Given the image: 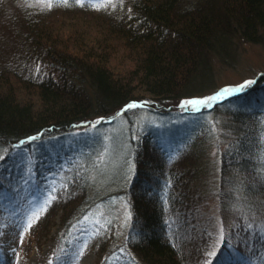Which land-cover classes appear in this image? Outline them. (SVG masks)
<instances>
[{"label": "trees", "instance_id": "1", "mask_svg": "<svg viewBox=\"0 0 264 264\" xmlns=\"http://www.w3.org/2000/svg\"><path fill=\"white\" fill-rule=\"evenodd\" d=\"M8 1L18 6L22 3L21 7L27 9L23 16L9 9L14 13L10 25L16 29L5 32L7 35L0 33V176L19 163L16 158H28L37 178L44 181L52 171H45L41 161L50 165L53 157L74 152L72 145L63 144L55 156L49 152L37 154L36 148L45 141L81 128L110 127L120 119L121 112L127 119L142 108L164 115L165 100L193 91L211 79L216 57L226 60L236 56L237 41L252 45L264 42V0H134L130 16L109 14L108 10L105 15L116 19H103L101 23L68 20L67 34L62 26H46L40 10L101 11L95 8L96 0H84L82 4L54 0L51 7L47 0H0V6H8ZM260 81L235 96L223 93V100H210L209 106H190L197 110L187 116L196 118L204 112L217 116L233 103L237 108L247 107L258 98ZM227 89L233 92V88ZM186 99H179L182 113L188 110L183 104ZM251 115L237 114V120L250 132L240 133L221 155L220 194L228 175L225 172L231 167L252 173L253 160L261 166L262 155L257 148L264 142V130ZM113 143L118 146L110 144V158L116 163L115 173H122L117 175L121 181L115 190L122 191L129 204L130 226L122 228V238L113 239L111 233L102 236L101 231L93 239L97 264H118L115 252L130 264H245L250 250L255 255L260 250L259 264H264V239L258 244L257 238L250 237L247 218L238 215L217 248L216 235L207 234L210 229L202 225L199 211L184 212L193 200L189 183L192 172L183 168L187 160L192 161L191 150L173 152L151 133L141 139L121 136ZM98 146L88 144L83 151L100 150ZM90 169L87 176L93 173ZM79 181L67 182L54 199L56 205L64 204L60 209L63 231L49 238L55 244L50 254L54 264H62V255L72 247L63 241L72 236L86 207L92 201L109 200V189L107 193H89L86 177ZM49 211L50 207L34 226L38 240Z\"/></svg>", "mask_w": 264, "mask_h": 264}, {"label": "rangeland", "instance_id": "2", "mask_svg": "<svg viewBox=\"0 0 264 264\" xmlns=\"http://www.w3.org/2000/svg\"><path fill=\"white\" fill-rule=\"evenodd\" d=\"M96 1L98 6L95 8L101 11L91 12L85 9L40 11L47 22L46 26L57 29L62 26L66 29L65 34L68 33V20H88L101 23L105 19H116L111 15H105L108 10L109 14L112 12L126 13L127 16L132 14L131 5L134 0ZM8 2V6H0V33L2 34L10 33L12 29H16L10 25L11 14L20 13L23 16L26 13L24 8L27 9L25 6L21 7L22 3L18 6L14 2ZM44 5L45 3L42 6L45 7ZM50 21L52 22L50 23ZM235 46L236 56L233 59L220 60L217 57L214 59V72L205 85L190 92L180 93L170 101L165 100L163 109L166 114L163 115L141 107L142 109L137 113H131V117L128 119L121 112L120 119L115 124L102 130L81 128L68 133L67 136L45 141L44 145L36 148L37 154L49 152L55 156L58 146H63V144L64 146L72 145L74 152L53 157L54 162L50 165L40 160L45 171L47 169L52 171L47 173L44 181L40 182L37 178L30 159L25 158V161H21V158H16L15 161L19 163L15 167L9 166L4 175L0 176V264H54L50 254L55 244L49 238L63 231V225L60 223L62 217L60 209L64 205H56L54 199L57 198L59 189L66 187L67 182H78L83 176L89 181L90 187L87 188L89 193L93 191H99L98 194L102 191L107 193L109 190L111 192L106 194V196L109 195L106 198L109 200L92 201L86 207L82 219L70 234L72 236L63 241L67 244L71 243L72 247L69 248L67 255L65 254L66 259L62 264H97L99 258L97 246L92 243L93 239L101 231L102 236L111 233L109 237L112 236L113 239L115 237L122 238V228L130 226V222H128L129 204L120 194L122 191L115 190L121 181L117 175L122 173H115L117 168L114 159L111 161L110 158V144L118 146L113 142L119 140L121 136H127V138L134 136L141 139L148 133L155 134L173 152L181 148L192 151L193 156L190 157L192 161L187 160L188 163L186 162L183 168H185L184 172L188 173L189 169L192 172L193 178L189 183L193 200H189L190 205L184 207V212H187L186 209H188V214L193 210L194 212L199 211L204 219L202 225H208L210 229L207 234L214 233L216 235L217 248L222 243L224 234L227 233V227L238 215L248 219L246 225L252 231L250 237L253 240L257 238L258 244L262 243L264 239L262 238L264 236V232L262 233V230L264 231V163L262 164L264 142L257 148L262 155L259 161L261 166L253 160L255 167L253 166L252 173H246V170L242 168L239 170V166L231 167V170L225 172L228 175L223 179L224 188L220 194L221 155L228 151L233 141L240 138V133L250 132L246 125L244 127L243 123L237 120V114L249 117L248 115L252 113L250 118L256 120L258 128L261 127L260 130L262 128L264 130V79H260L264 77V42L252 45L237 41ZM259 81L262 82V88L259 89L258 94L256 93L258 98L250 102L247 107L237 108L233 103L228 111L220 112L217 116L205 115L204 112L196 118L187 116L184 113L186 110L182 113L178 108L181 104L179 103L180 98L196 96L198 99L194 101L207 100V106H209L210 100H223L222 90L233 88V92L228 93L231 95L249 88L252 83ZM245 84L248 86L242 88ZM216 90H220V93L212 94ZM186 100L183 104L188 110L196 112L197 109L189 108L193 106L189 103V99ZM197 137L198 141L194 142ZM88 144L95 146L100 144L98 146L100 150L83 151ZM89 156H91L90 159H86ZM22 165L23 167L20 169ZM89 169L93 173L87 176ZM148 196L150 197L149 194ZM148 196L147 199H149ZM55 205L57 208L60 207L55 210ZM49 207L48 218L44 220L45 227L40 229L39 233L42 234L38 240L34 237L33 229L38 224L39 218L47 213ZM38 228L35 230L37 236ZM49 232L50 235H48ZM45 235H48V238L44 239ZM35 239L38 240L37 244H35ZM215 247L213 245V249ZM252 249L257 251L254 247ZM251 251L247 255L248 262L245 264H259L260 250L256 255L251 254ZM114 256V261L118 264H130L128 259L121 258V253L115 252Z\"/></svg>", "mask_w": 264, "mask_h": 264}, {"label": "snow or ice", "instance_id": "3", "mask_svg": "<svg viewBox=\"0 0 264 264\" xmlns=\"http://www.w3.org/2000/svg\"><path fill=\"white\" fill-rule=\"evenodd\" d=\"M47 2H48V6L51 7L52 4H53V2H54V0H47ZM55 2H57V3H64V4H67V3H68V0H55ZM83 2H84V0H76V3H80V4H82ZM248 83H251V82H248ZM247 86H248V84H245V85L242 86V88L247 87ZM222 92L225 93V94H227V93H229V90H228V89H224V90H222ZM207 102H208V101L205 100V101H199V102H197V101H190L189 103L195 105V104H197V103H203V104H206ZM133 106H134V105H133ZM30 226H31V225L29 224V227H30Z\"/></svg>", "mask_w": 264, "mask_h": 264}, {"label": "bare ground", "instance_id": "4", "mask_svg": "<svg viewBox=\"0 0 264 264\" xmlns=\"http://www.w3.org/2000/svg\"><path fill=\"white\" fill-rule=\"evenodd\" d=\"M67 255V254H66ZM62 257H64L66 259V257L64 256V254L62 255Z\"/></svg>", "mask_w": 264, "mask_h": 264}]
</instances>
